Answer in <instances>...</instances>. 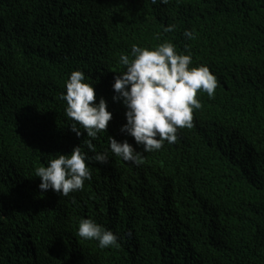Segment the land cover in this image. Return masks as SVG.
<instances>
[{
	"label": "trees",
	"instance_id": "1",
	"mask_svg": "<svg viewBox=\"0 0 264 264\" xmlns=\"http://www.w3.org/2000/svg\"><path fill=\"white\" fill-rule=\"evenodd\" d=\"M165 40L218 87L212 99L197 93L203 107L176 143L146 153L120 131L112 85L132 44ZM77 70L112 113L96 152L112 137L143 159L108 151L82 190L60 196L40 190L34 170L77 146L94 155L59 99ZM81 218L120 247L79 237ZM0 264H264V0H0Z\"/></svg>",
	"mask_w": 264,
	"mask_h": 264
},
{
	"label": "clouds",
	"instance_id": "2",
	"mask_svg": "<svg viewBox=\"0 0 264 264\" xmlns=\"http://www.w3.org/2000/svg\"><path fill=\"white\" fill-rule=\"evenodd\" d=\"M157 2L152 0L153 4ZM159 3L167 4L168 0H159ZM175 30L176 25L171 24L163 28V33ZM184 36L189 40L196 38L192 30H185ZM156 39H161V33L156 34ZM185 52H189L188 46H185ZM120 63L125 66V71L114 76L112 85L113 101L121 102L126 109V123L120 131L134 138L136 145L142 146L146 153L161 150L165 142L176 143L178 129L192 128L194 110L203 107L197 93L203 91L212 99L218 87L217 77L208 66L190 67V52L179 53L167 40L153 49L132 44L130 55H120ZM86 79L89 77L84 72L73 71L65 82L66 91L59 99L66 102L65 113L72 120L71 131L77 137L86 133L89 139L84 143L94 155L89 156L77 146L71 154H57L47 166L41 164L35 168L42 191L50 189L60 196H68L82 190L85 181L92 179L89 162L108 163V151L127 163L139 165L142 162V153L126 140L118 142L108 137L109 149L96 152L93 141L101 132H106L112 113L107 110L103 98L96 102L94 86L85 82ZM73 203H76L74 199ZM77 235L98 242L100 249L120 247L119 237L93 219L81 218Z\"/></svg>",
	"mask_w": 264,
	"mask_h": 264
}]
</instances>
